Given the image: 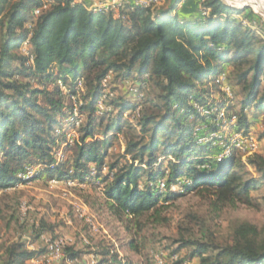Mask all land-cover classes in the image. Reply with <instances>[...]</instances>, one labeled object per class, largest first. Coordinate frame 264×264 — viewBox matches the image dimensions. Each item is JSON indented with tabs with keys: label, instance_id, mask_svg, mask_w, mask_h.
I'll return each mask as SVG.
<instances>
[{
	"label": "trees",
	"instance_id": "1",
	"mask_svg": "<svg viewBox=\"0 0 264 264\" xmlns=\"http://www.w3.org/2000/svg\"><path fill=\"white\" fill-rule=\"evenodd\" d=\"M41 1L0 0V190L44 179L104 184L109 209L119 218H158L166 204L190 192H205L217 211L253 206L252 192L264 185V156H225L214 146L217 137L199 142L197 131L203 126L205 135L221 134L217 112L226 108L244 134L263 115L257 136L264 141V37L253 21L247 26L237 19L247 10L198 0L199 13L188 9L192 0H166L155 9L95 11L85 1L61 0L34 18ZM181 6L187 14H180ZM26 42L32 65L21 51ZM223 74L233 91L230 100L218 83ZM108 78L113 96L99 114ZM122 84L136 90L137 100L117 93ZM150 87L160 91L151 111ZM75 129L78 138L70 144L67 132ZM123 133L124 151L108 164L113 140ZM64 144L65 159L58 162ZM28 168L38 169L22 181L19 175ZM163 178L168 189L160 192L156 183ZM179 182L183 191L171 192ZM43 231L44 222L30 231L31 244ZM130 245L136 249L133 240ZM185 248L198 264H264L263 230L248 223L234 229L231 245L181 239L174 254ZM64 251L74 264L82 255L73 247ZM44 252L16 242L1 264H27ZM95 255L97 264H126L114 249Z\"/></svg>",
	"mask_w": 264,
	"mask_h": 264
},
{
	"label": "rangeland",
	"instance_id": "2",
	"mask_svg": "<svg viewBox=\"0 0 264 264\" xmlns=\"http://www.w3.org/2000/svg\"><path fill=\"white\" fill-rule=\"evenodd\" d=\"M222 1L238 10L243 7L236 0ZM192 3L188 6L191 12H203L198 0H192ZM245 10L247 12L237 19L246 25L254 22L255 29H259L264 37V11H256L250 6ZM250 12L253 16L249 15ZM116 90L120 96L137 100L132 95L130 86L122 84ZM159 93L155 87L147 90L146 100L150 111L154 109V103L158 102ZM234 95L238 106L240 91L236 89ZM215 97L220 96L215 94ZM253 128L256 134L263 130V115L253 123ZM126 132L127 129L124 128V133ZM124 133L113 140V147L106 159L108 164L114 162L124 151ZM72 153L71 149L67 156L71 157ZM255 155L264 156V141H259ZM250 171L257 175L255 170ZM73 183L74 186L68 187L64 184L55 185L50 179H44L19 185L15 189L8 187L0 190V264L5 258L6 250L13 243L28 244L33 241L30 231L37 226L41 228V222L46 224L47 231H43L44 233L55 239L64 238L68 243L66 248L73 247L82 253L76 264L96 263L97 260L93 257L103 247L117 251L126 264H157L155 256L160 254L165 264H198L199 259H189L191 248L181 249L178 259H172L181 246V239L212 240L220 246H228L233 243L234 229L244 223L263 230L264 236V185L252 192V207L239 205L217 211L205 192H190L166 204L158 218L151 213L119 218L109 209L104 196V184ZM81 213L94 223L98 229L96 232H92L88 222L81 218ZM85 240L89 242L88 245ZM132 240L136 249L130 245ZM29 249H44V246L38 243ZM65 259L64 254L62 260L50 264H74ZM29 264L37 263L34 261Z\"/></svg>",
	"mask_w": 264,
	"mask_h": 264
},
{
	"label": "built area",
	"instance_id": "3",
	"mask_svg": "<svg viewBox=\"0 0 264 264\" xmlns=\"http://www.w3.org/2000/svg\"><path fill=\"white\" fill-rule=\"evenodd\" d=\"M61 0H42L40 5L34 9L33 11V17L38 18L41 13L48 10L51 6L56 5ZM63 1V0H62ZM82 2L80 0H75V3ZM129 5L132 8H150L155 9L161 5H163V0H92V4L88 6L90 10H115L119 11L122 7ZM208 14L207 12L204 13V15ZM246 25V24H245ZM250 26V25H247ZM21 51L29 57V64H33V57L31 56L29 52V43L26 42L23 47L21 48ZM108 80H105L103 82V87L105 89V95L103 98L99 101L97 110L98 113L101 114L102 112L106 111L107 109V101L108 98L113 96V94L110 92V89L108 87ZM218 83L221 85V91L224 95L225 99H232L233 98V91L231 86L227 82V77L225 74L221 75L218 78ZM78 87L83 90V82H80L78 84ZM130 91L133 96H136V90L132 87H130ZM137 97V96H136ZM74 100V98L72 99ZM214 112V111H212ZM203 115H209L210 111L208 110H202ZM75 114L77 115V110L75 111ZM138 115V112H137ZM223 124V132L221 134H212V135H205L203 134V131L205 127H200L197 131L199 132V142H212L213 138L217 137L219 140L214 143V146H217L223 151V155L229 156L232 155L234 152H236L243 161H246L247 158L253 156L256 154L259 148V139L257 134L254 131H250L248 134H244L242 132H237L233 125L236 124V118L235 117H229L227 114V110L222 109L221 111L217 112V124ZM80 122L76 123V126L78 127ZM59 133V132H58ZM67 138L69 143H73L75 139L78 138L77 130H71L67 132ZM68 144H64L62 149L57 151L55 157L58 162H61L65 159V153H64V147H66ZM38 168H28L23 173L19 175V179L22 181H30L36 174ZM74 181H59L56 179H52L51 183L58 185V184H64L68 187L74 186ZM29 184V183H28ZM24 185L23 183L18 184ZM17 186H14L15 188ZM13 187V188H14ZM14 188V189H15ZM156 189L160 192H165L168 187L166 183V179H159L156 183ZM169 190L171 192L180 193L183 191L182 183L179 182L177 184H174L169 187ZM64 196H67V193H64ZM81 218H84L86 222H88L89 226L92 229V232H96L98 229L92 223L85 215L81 213ZM38 228V226L36 227ZM40 240L44 244V254L41 255L39 258L34 259L37 264L40 263H56L63 259L64 257V250L66 249L68 243L64 238H52L50 236H47L44 232H41ZM85 244H89L87 240L84 241ZM161 255V254H160ZM160 255L155 256L157 264H165L163 259ZM120 259H122L120 257ZM173 260H177L178 256L174 255L172 257Z\"/></svg>",
	"mask_w": 264,
	"mask_h": 264
},
{
	"label": "bare ground",
	"instance_id": "4",
	"mask_svg": "<svg viewBox=\"0 0 264 264\" xmlns=\"http://www.w3.org/2000/svg\"><path fill=\"white\" fill-rule=\"evenodd\" d=\"M236 3L239 4V6L240 4L249 5L251 7H254L256 11H264V0H236Z\"/></svg>",
	"mask_w": 264,
	"mask_h": 264
},
{
	"label": "crops",
	"instance_id": "5",
	"mask_svg": "<svg viewBox=\"0 0 264 264\" xmlns=\"http://www.w3.org/2000/svg\"><path fill=\"white\" fill-rule=\"evenodd\" d=\"M80 1H85L86 3H87V5L88 6H90L91 4H92V0H80ZM100 1H102V0H100ZM165 2H166V0H163V4H165ZM185 11H187V9H185V8H183L182 9V6H181V8H180V14L182 13H184V14H187V12H185ZM253 130H254V128H253ZM47 236H50V235H48V233H45ZM32 242H30V243H28V248H30V247H33L35 244H38V243H41L43 246H44V244H43V242L39 239L37 242H35L34 244H31ZM32 250H34V249H32ZM95 260H97V262L96 263H94V264H97L98 263V259H99V257L97 256V255H95L94 257H93ZM30 262H33V260L32 261H30ZM27 264H29V262L27 263Z\"/></svg>",
	"mask_w": 264,
	"mask_h": 264
},
{
	"label": "water",
	"instance_id": "6",
	"mask_svg": "<svg viewBox=\"0 0 264 264\" xmlns=\"http://www.w3.org/2000/svg\"><path fill=\"white\" fill-rule=\"evenodd\" d=\"M227 5V4H226ZM249 5H243V7L240 10H245ZM251 7V6H250ZM252 8V7H251Z\"/></svg>",
	"mask_w": 264,
	"mask_h": 264
}]
</instances>
